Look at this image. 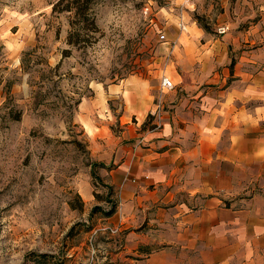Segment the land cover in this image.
I'll return each instance as SVG.
<instances>
[{"label":"rangeland","instance_id":"rangeland-1","mask_svg":"<svg viewBox=\"0 0 264 264\" xmlns=\"http://www.w3.org/2000/svg\"><path fill=\"white\" fill-rule=\"evenodd\" d=\"M55 1L0 0V264H142L151 256L162 264L206 255L169 241L157 202L106 182L114 164L102 135L126 128L119 99L109 102L111 114L80 104L92 103L98 87L138 75L156 85L162 112L180 100L181 111L198 113L185 103L252 81L249 108L264 111V0H95L96 28L80 31L75 45L67 41L74 17L52 12ZM231 63L221 87L196 82L206 64ZM163 74L174 88L161 93ZM252 132L264 135V118ZM246 154L231 169L234 193L264 195V151ZM244 243L232 247L235 259L264 264V246Z\"/></svg>","mask_w":264,"mask_h":264},{"label":"crops","instance_id":"crops-1","mask_svg":"<svg viewBox=\"0 0 264 264\" xmlns=\"http://www.w3.org/2000/svg\"><path fill=\"white\" fill-rule=\"evenodd\" d=\"M205 52L209 53L201 56L211 54ZM206 65L196 81L199 86L221 87L226 83L223 75L233 69L231 65ZM249 86L254 87V82L245 84V89L231 86L220 90L219 95L202 93L197 101L185 103L195 104L198 113L181 111L178 100L172 105L174 111L160 110L156 119L148 117L162 106L163 99L154 91L156 85L132 75L98 87L92 103L84 100L80 104V111L93 105L111 114L109 102L119 99V118L126 128L121 136L102 135L108 138L107 161L114 164L106 182L120 184L121 193L136 201L157 202L158 213L168 217L169 241L208 251L188 259L167 257L162 264H248L235 259L232 247H245L246 241L249 247L264 246V195H236V171L231 170H236L240 153L246 158L250 151H264V135L252 132L264 111L249 108ZM131 117L135 122L128 124ZM156 123L154 129L147 126ZM98 135L92 132L90 138ZM142 264H161L160 257L151 256Z\"/></svg>","mask_w":264,"mask_h":264},{"label":"trees","instance_id":"trees-1","mask_svg":"<svg viewBox=\"0 0 264 264\" xmlns=\"http://www.w3.org/2000/svg\"><path fill=\"white\" fill-rule=\"evenodd\" d=\"M95 0H56L52 4V12L65 11L72 13L74 20L70 21V31L68 33V43L75 45L80 42V31L88 28H96L94 18L91 13ZM80 18V19H76ZM233 63H231L232 67ZM149 117H151L149 115ZM154 125H151L152 128ZM113 209L109 211L111 214Z\"/></svg>","mask_w":264,"mask_h":264},{"label":"built area","instance_id":"built-area-1","mask_svg":"<svg viewBox=\"0 0 264 264\" xmlns=\"http://www.w3.org/2000/svg\"><path fill=\"white\" fill-rule=\"evenodd\" d=\"M185 1H190V0H185ZM179 25H180V28L182 30L185 29V25H184V22L182 20L180 21ZM226 30H227V26L221 25L218 27L217 32L220 34H223V33H225ZM160 37L162 39L165 38V34L164 33L160 34ZM173 88H174V84L171 82V80L166 75L163 74L160 77V81H159V90L161 91V93L166 92L168 90H171ZM150 115L153 118L159 119L160 108L158 107L155 110L151 111ZM156 127H157V123L154 124L153 129Z\"/></svg>","mask_w":264,"mask_h":264}]
</instances>
